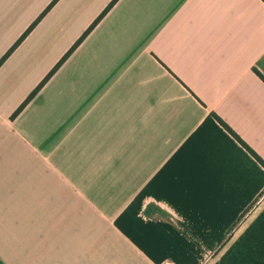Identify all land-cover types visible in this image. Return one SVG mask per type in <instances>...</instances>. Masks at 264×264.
Listing matches in <instances>:
<instances>
[{"label":"crops","instance_id":"obj_1","mask_svg":"<svg viewBox=\"0 0 264 264\" xmlns=\"http://www.w3.org/2000/svg\"><path fill=\"white\" fill-rule=\"evenodd\" d=\"M52 1L0 0V59ZM112 1L0 66V264H264V167L219 122L264 162V0H117L11 117Z\"/></svg>","mask_w":264,"mask_h":264},{"label":"trees","instance_id":"obj_2","mask_svg":"<svg viewBox=\"0 0 264 264\" xmlns=\"http://www.w3.org/2000/svg\"><path fill=\"white\" fill-rule=\"evenodd\" d=\"M57 0H53L46 10L28 27V29L22 34V36L15 42V44L6 52V54L0 59V66L2 63L10 56V54L16 49V47L24 40V38L32 31V29L37 25L44 14L56 3ZM117 0H113L107 8L97 17V19L89 26V28L83 33V35L76 41V43L70 48V50L60 59V61L53 67V69L44 77V79L37 85V87L30 93V95L24 100V102L18 107V109L11 116L14 118L17 114L22 111V109L34 98L38 91L44 86V84L50 79V77L56 72V70L64 63V61L69 57V55L75 50L76 47L84 40V38L90 33V31L96 26V24L104 17L108 10L114 5ZM259 75V74H258ZM260 76V75H259ZM263 80L264 78L260 76ZM219 120V119H218ZM220 124L228 130L232 136L248 150V152L258 161L262 167H264V162L258 158L222 121Z\"/></svg>","mask_w":264,"mask_h":264},{"label":"water","instance_id":"obj_3","mask_svg":"<svg viewBox=\"0 0 264 264\" xmlns=\"http://www.w3.org/2000/svg\"><path fill=\"white\" fill-rule=\"evenodd\" d=\"M150 210V208H148V211ZM148 211H147V213H148Z\"/></svg>","mask_w":264,"mask_h":264}]
</instances>
